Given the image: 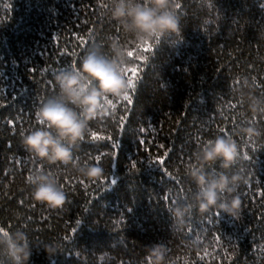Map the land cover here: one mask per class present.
<instances>
[{"label": "trees", "instance_id": "trees-1", "mask_svg": "<svg viewBox=\"0 0 264 264\" xmlns=\"http://www.w3.org/2000/svg\"><path fill=\"white\" fill-rule=\"evenodd\" d=\"M173 3L180 31L141 41L112 19L114 0H0V228L27 236V264H149L156 246L159 264H264V0ZM114 38L128 90L89 122L76 163L29 154L21 137L43 126L56 74L92 49L113 56ZM225 135L237 160L203 172L240 180L201 211L191 171ZM97 164L100 177L79 175ZM37 169L57 177L63 206L32 198ZM233 197L235 216L220 207ZM0 264H11L3 245Z\"/></svg>", "mask_w": 264, "mask_h": 264}, {"label": "clouds", "instance_id": "clouds-1", "mask_svg": "<svg viewBox=\"0 0 264 264\" xmlns=\"http://www.w3.org/2000/svg\"><path fill=\"white\" fill-rule=\"evenodd\" d=\"M176 9L173 0H114L111 16L141 41H151L153 37L180 31ZM111 48L113 56L92 49L83 56L78 68L65 69L56 74L58 92L46 98L37 108V120L43 126L21 137L22 146L29 154L50 163H76L73 149L85 139L89 122L101 119L106 113L110 115L111 98H120L128 90V80L123 71L126 51L119 46L118 38H114ZM197 158L202 164L191 171V176L199 187L197 199L200 209L205 211L217 204L222 193L233 192L234 188L229 185L239 181L240 177L234 175L230 180L227 175L221 174L209 180L202 165L219 160L223 168L231 167L238 158L236 143L229 135L217 136L203 145ZM78 171L83 177L97 178L102 175L103 168L98 164L86 165ZM28 183L32 186L31 195L35 201L53 209L64 205L66 193L51 172L37 169L29 175ZM240 204V199L233 197L220 207L235 216L241 211ZM0 245L6 247L11 264H27L31 249L24 233L0 231ZM46 251L53 253L54 249L46 248ZM147 259L149 264L162 262L160 246L154 247Z\"/></svg>", "mask_w": 264, "mask_h": 264}, {"label": "snow or ice", "instance_id": "snow-or-ice-1", "mask_svg": "<svg viewBox=\"0 0 264 264\" xmlns=\"http://www.w3.org/2000/svg\"><path fill=\"white\" fill-rule=\"evenodd\" d=\"M179 7H180V5L178 4V5H177V8H179ZM113 147H115V145H113ZM245 158H247V157H245ZM0 231H3V229L0 228Z\"/></svg>", "mask_w": 264, "mask_h": 264}]
</instances>
